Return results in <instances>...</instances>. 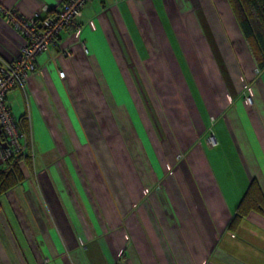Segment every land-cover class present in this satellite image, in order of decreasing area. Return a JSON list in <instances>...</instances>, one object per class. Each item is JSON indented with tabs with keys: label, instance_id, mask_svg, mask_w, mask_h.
Here are the masks:
<instances>
[{
	"label": "crops",
	"instance_id": "0c3cea01",
	"mask_svg": "<svg viewBox=\"0 0 264 264\" xmlns=\"http://www.w3.org/2000/svg\"><path fill=\"white\" fill-rule=\"evenodd\" d=\"M63 1L0 0V57L15 59L22 44L4 11L31 20ZM187 22L196 31L192 42L213 50L226 90L220 97H230L202 102L206 118L221 125L215 140L221 144L229 135L238 157L233 164L241 181L226 185L227 194L212 157L221 166L230 160L198 145L208 128L201 107L179 104L171 82L180 73L159 51H171L167 25L174 34ZM201 74L204 79L202 62ZM146 76L157 82L168 116L167 124L155 113L150 133L126 87L133 80L142 100ZM110 88L130 112L125 102L115 109ZM95 92L128 146L127 168L103 137ZM20 97L25 111L18 117L12 105ZM6 103L15 119L26 114L34 155L32 168L22 164L24 180L0 195V264H264V216L251 212L227 230L251 181L264 198V73H257L226 0H88L78 27L62 31L55 46L37 55L26 90L10 91ZM95 158L104 178L87 190L76 160L83 166ZM13 222L20 238L12 234Z\"/></svg>",
	"mask_w": 264,
	"mask_h": 264
},
{
	"label": "rangeland",
	"instance_id": "374dc122",
	"mask_svg": "<svg viewBox=\"0 0 264 264\" xmlns=\"http://www.w3.org/2000/svg\"><path fill=\"white\" fill-rule=\"evenodd\" d=\"M186 26L187 27H178L177 32L171 34L169 32L170 27L167 25L166 29H167V34L170 38L169 45L172 52L169 49L167 50L165 48H160L159 51L164 54L168 62L172 63L169 66L175 72L180 73V75H177L175 77V80L171 82V85L173 84L172 88L178 90L177 94L179 95V97L176 98H178L179 104H185L187 106L191 105V107H199V106L201 107V115H203L202 120L204 125L207 126L208 128H207V132L202 134L201 136L202 138L198 142V145L200 147H203L205 152L208 153L209 155L215 154L216 152L220 151L223 154H226L228 156V159L230 160L226 162V165L221 166L218 164V161L214 157H212L213 168L217 173L224 194H227L228 192H226L225 190L226 185H231L232 182H234L232 184L235 183L239 184L241 181L240 178L236 179V174L238 175V170L237 168H235V165L233 164V162H238V157L235 154L233 145L229 141L230 138L229 135H225V133L221 140V144L217 142L216 145H210V146L207 145L206 139L210 141L209 139L212 134L214 135L215 138L219 137L217 136V134H218V130L221 128V125L217 124L218 121L215 122L212 119H210L209 121L206 118L205 115L207 113L204 114V106H203L204 104L202 102H207V105H214V101L215 104H221L220 102H223L222 101L223 98H225L226 101L228 100L229 94H225L227 96H223L222 98L220 97V95L225 93L226 90L222 78L219 79L218 65L214 59L213 50H210V48L205 44L204 41L192 42V40L195 39L194 36L196 35V31H194L192 27L188 25V22L186 23ZM187 36L189 40H187ZM201 42H204V44L202 45ZM208 49L210 51H208ZM201 62L206 71V77H204V79L201 74ZM120 65L122 66V62H120ZM257 73L263 74L264 70L261 71L260 73L257 71ZM240 83L243 82L240 81ZM135 85L136 83L133 80L126 81V87L129 89L128 91L129 98L132 101L134 100L136 107H138L139 113L141 115V121L143 122L144 126H146L147 131L150 133V120L155 113H158V115L161 116L160 118H163V120L168 124V120H167L168 116L166 115L167 112L165 113V103L163 101L165 98L163 96L160 97L159 91L157 89V82L156 81L153 82L152 80L149 79V77H147V79H144L143 81L144 93L142 100H140V96L136 94ZM203 87H205L204 92L207 94L206 97L202 93L203 90H201ZM182 90H184L186 94V95L184 94V97L182 96ZM110 92L112 95L111 99L113 100V103L115 105V109L118 111L119 108L117 107H121L122 105H125L126 102L121 97L119 98L117 96L116 97L113 96L111 88H110ZM15 100L16 103L13 104L12 107L14 113L18 114L19 117L25 111V101L21 97L20 100L17 99ZM94 100H95L94 109L99 118L98 121L99 123L101 122V125L103 127V137L109 139L111 143H114V145H111V148L116 154V157H118L121 160L119 161L120 165L123 163L127 168L125 161L128 162V156L130 151L128 149V146L127 147L122 146L123 136L121 134V130L118 128V126H116L117 123L112 113H110V116L114 123H111L109 119H106V116L108 118V115L106 114L104 107L101 106V104L105 105V99L104 98L100 99L97 93L95 92ZM228 102L226 104H228ZM248 102H250V100H248ZM125 108L127 109L128 112H130L127 104L125 105ZM128 131H129L128 128H126L125 135H130V131L129 132ZM82 137L84 138L82 139V142L85 141L86 143L89 142V139L85 136V134L82 135ZM31 139L32 137L30 134V144L32 145L31 152L33 156L34 152H33V144ZM129 148L132 149L133 147H129ZM71 152L72 155H74V151L71 150ZM178 158L180 159L179 156ZM135 159L136 161L140 159L138 161V165L140 166V168L139 167L138 168L143 172L142 170L143 166L140 155L135 156ZM90 162L91 161H87V164H85L86 162L82 160V164L84 166L83 167L81 165V162H78L76 160V164L81 174L79 175L87 190L89 189L91 184H93L94 186L96 185L98 186L99 185L98 180L100 181L101 178V180L103 181L104 178L103 169L99 158L98 160L95 158V160L92 161V165H90ZM84 170H86L87 178L85 177ZM92 170L95 171V176H96L95 178L92 176L93 173ZM226 171L231 172V174L234 176L233 177L234 179H231V182L228 181V179L230 180V178L226 176L225 174L227 173ZM95 182L97 184H95ZM159 183L160 181H158L157 184ZM229 189H231V186L229 187ZM12 234L13 235L15 234L14 236H16L17 238H20L22 236V229L18 225V223L17 224H15L14 222L12 223ZM23 243L25 246L26 245L25 241H23ZM54 263L55 262L49 264H54ZM121 263H124L123 260L121 261ZM31 264L34 263L31 261Z\"/></svg>",
	"mask_w": 264,
	"mask_h": 264
},
{
	"label": "built area",
	"instance_id": "2783aa9c",
	"mask_svg": "<svg viewBox=\"0 0 264 264\" xmlns=\"http://www.w3.org/2000/svg\"><path fill=\"white\" fill-rule=\"evenodd\" d=\"M87 1L64 0L60 9L31 20L24 19L13 10L4 11L7 21L21 34L22 44L15 59L7 61L0 57V167L26 150V136L20 131L18 120L6 103L7 94L14 89L26 90L37 55L55 46L62 31L78 27ZM59 76L63 78L64 72H59ZM209 140V145H216L214 135Z\"/></svg>",
	"mask_w": 264,
	"mask_h": 264
},
{
	"label": "trees",
	"instance_id": "16d2710c",
	"mask_svg": "<svg viewBox=\"0 0 264 264\" xmlns=\"http://www.w3.org/2000/svg\"><path fill=\"white\" fill-rule=\"evenodd\" d=\"M235 22L258 72L264 70V0H226ZM18 120L21 132L26 136V150L20 156H13L0 167V195L24 180L22 164L32 168V145L30 144L29 122L26 114ZM251 212L264 216V198L258 186L251 181L241 201L237 205L227 230L235 231L240 221ZM122 261V260H121ZM118 264H124L120 261Z\"/></svg>",
	"mask_w": 264,
	"mask_h": 264
},
{
	"label": "water",
	"instance_id": "95a60500",
	"mask_svg": "<svg viewBox=\"0 0 264 264\" xmlns=\"http://www.w3.org/2000/svg\"><path fill=\"white\" fill-rule=\"evenodd\" d=\"M1 164V163H0Z\"/></svg>",
	"mask_w": 264,
	"mask_h": 264
}]
</instances>
